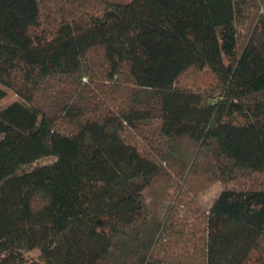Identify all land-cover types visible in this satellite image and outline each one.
I'll return each instance as SVG.
<instances>
[{"label": "trees", "instance_id": "trees-1", "mask_svg": "<svg viewBox=\"0 0 264 264\" xmlns=\"http://www.w3.org/2000/svg\"><path fill=\"white\" fill-rule=\"evenodd\" d=\"M0 264H264V0H0Z\"/></svg>", "mask_w": 264, "mask_h": 264}, {"label": "rangeland", "instance_id": "rangeland-1", "mask_svg": "<svg viewBox=\"0 0 264 264\" xmlns=\"http://www.w3.org/2000/svg\"><path fill=\"white\" fill-rule=\"evenodd\" d=\"M250 1L251 0H238L239 5L241 9L243 10V12H246L248 10ZM195 84H196L195 85L196 87H194L193 89L196 91L204 89L205 87V84L201 81L199 82L197 81ZM50 159L51 158H42L38 162H47ZM220 190H221V185L219 183L212 184L208 186L206 189H204L203 191H201L199 195L197 196V199L200 204H202L204 207L207 208L212 204L214 199L220 193ZM25 256L28 260L33 261V262H37L40 260L39 252L37 250H32V251L27 252L25 253Z\"/></svg>", "mask_w": 264, "mask_h": 264}]
</instances>
